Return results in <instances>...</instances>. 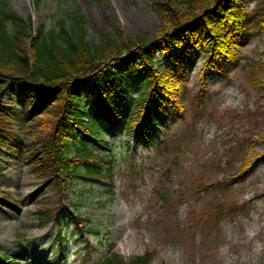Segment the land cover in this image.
I'll use <instances>...</instances> for the list:
<instances>
[{
	"label": "rangeland",
	"instance_id": "374dc122",
	"mask_svg": "<svg viewBox=\"0 0 264 264\" xmlns=\"http://www.w3.org/2000/svg\"><path fill=\"white\" fill-rule=\"evenodd\" d=\"M7 1L25 19L31 16L35 28L53 22L64 6H75L96 44L114 25L125 36L150 40L161 29L152 0H42L39 7L33 0ZM239 4L250 15L248 32L236 48L241 66L221 59L206 71L199 54L175 61L158 56L185 87L181 114L173 105L153 110L150 138L162 140L169 132L165 148L156 150L142 137L136 141L138 135H124L120 127L107 128V136L93 138L89 149L103 157L104 173L112 179L91 185L78 181L63 195L55 179L47 182L34 171L33 161L0 149V195L12 196L17 204L0 199V251L12 264H96L110 249L125 259L149 251L152 264H264V91L254 87V80L264 82V32L251 17L264 14V0ZM256 61L262 65L254 73L243 67ZM138 80L119 81L126 88L113 95L118 106L132 102ZM15 89L3 98L7 108L15 109L12 128L23 130L18 140L24 150L38 148L25 134L33 124V94L21 97L20 86ZM94 114L91 107L90 119ZM37 135L43 137L40 131ZM248 162L250 169L241 174ZM72 203L78 206L75 213L87 219L85 226L99 234L82 239L73 219L64 217L66 258L57 225L45 226L37 209L64 211Z\"/></svg>",
	"mask_w": 264,
	"mask_h": 264
},
{
	"label": "trees",
	"instance_id": "16d2710c",
	"mask_svg": "<svg viewBox=\"0 0 264 264\" xmlns=\"http://www.w3.org/2000/svg\"><path fill=\"white\" fill-rule=\"evenodd\" d=\"M36 2L40 4L41 0ZM238 3L239 0H152V10L161 22L156 40L125 36L120 27L114 25L101 34L96 44L89 40L88 22L79 11L66 13L55 26L39 28L32 36L31 19L24 20L7 0H0V145H4L6 139L14 140L17 135L9 123L14 118V110L3 106L2 94L12 83L18 82L23 92L35 93L32 108L38 120L29 132L41 147L27 154L34 169L51 168L44 174L60 179L63 182V186L59 182L60 189L71 186L76 178L84 181L105 178L101 159L86 148L88 141L80 131L95 137L102 134L97 121L89 125L83 120L88 111L86 101L94 103L95 110L108 122L124 119L111 108L109 94L101 82L100 75L108 63L121 62L125 73L137 66L141 69V87L135 99L137 113L147 104L158 105L161 101L169 104L170 93L181 89L159 70L156 52L171 60L179 50L185 54L200 52L206 69L214 68L220 59L239 63L237 41L247 32L249 16ZM254 19L258 29L264 31V15L254 16ZM10 23L14 25L12 30ZM256 64L246 63L244 67L256 72ZM256 82L264 89L259 80ZM136 124L138 119L132 116L129 128ZM147 126L142 125L144 134ZM38 131L43 137H38ZM79 140L81 148H77L79 151L73 158H67L66 152ZM81 170L87 173L82 174ZM50 214L52 212L46 211L50 217L46 216L47 221L54 220ZM77 220L76 225L83 232V222ZM152 258L147 252L126 260L109 251L99 264H152ZM3 261L10 264V260L3 258Z\"/></svg>",
	"mask_w": 264,
	"mask_h": 264
}]
</instances>
